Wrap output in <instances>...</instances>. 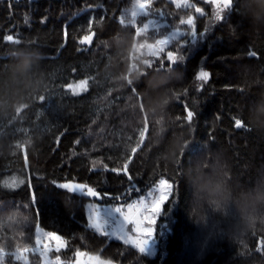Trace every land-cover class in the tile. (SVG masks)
<instances>
[{"label": "trees", "instance_id": "16d2710c", "mask_svg": "<svg viewBox=\"0 0 264 264\" xmlns=\"http://www.w3.org/2000/svg\"><path fill=\"white\" fill-rule=\"evenodd\" d=\"M190 1L194 7L185 9L155 0L148 15L131 24L134 0H0V247L5 252L35 248L39 225L66 241L59 253H50L63 264L75 263L77 251L112 264H264V226L232 239L238 211L232 207L221 215L194 202L184 172L190 161L205 156L207 168L210 149H219L230 181L243 187L254 183L256 169L264 165V133L250 126L247 115L264 92V28L253 27L248 0H234L220 21L209 0ZM188 16L193 24H180ZM154 20L161 25L136 34ZM191 26L196 37L186 45L177 39L158 56H136V44L192 31ZM92 32L94 41L81 44ZM170 50L176 63L167 59ZM21 60L33 65L27 83L16 78ZM201 69L210 73L207 82L196 79ZM172 74L175 79H168ZM80 80L88 81L87 90L72 95L67 85ZM33 82L44 88L32 91ZM181 141L179 160L169 166L165 161ZM125 163L135 187L122 201L147 193L162 177L173 184L151 257L89 228L91 199L53 183L74 179L103 192L112 187L106 179L97 182L92 171L105 165L124 171ZM13 177L24 183L7 187ZM120 200L103 196L101 202ZM26 255L27 264H42L38 252ZM5 261L23 264L10 255Z\"/></svg>", "mask_w": 264, "mask_h": 264}, {"label": "snow or ice", "instance_id": "6c2138e0", "mask_svg": "<svg viewBox=\"0 0 264 264\" xmlns=\"http://www.w3.org/2000/svg\"><path fill=\"white\" fill-rule=\"evenodd\" d=\"M177 8L183 6L185 9L193 8L194 5L189 3V0H173ZM210 3L217 6V11L215 13V19L217 21L223 20L225 17L221 14L225 12L226 9H229L233 6L234 0H210ZM150 4V0H134V7L130 11L131 24H135L136 17L139 15L147 16L148 13L146 9ZM196 12H199L201 15H204V12L201 8H195ZM27 21V17H26ZM124 18L120 19V23L124 24ZM193 24V19L191 16H188L187 20L181 19L180 24ZM149 28V23H143V28L137 30V35L141 31H147ZM94 35V33H93ZM156 33H153L155 36ZM192 38L196 37L195 28L193 26L192 31L188 33ZM180 37L179 32H174L170 38L156 39L155 43L147 45L148 54L152 56H158L161 52L164 51V47L169 44L170 39H178ZM7 41H13V36L8 35L5 37ZM92 37L91 35H85L80 43L81 44H91ZM15 43H19L17 39ZM143 47V46H142ZM251 56L255 57L256 52L249 53ZM167 59L176 63V57L173 54V51L167 52ZM182 60L183 57L181 56ZM149 63V62H148ZM171 70V69H169ZM210 77V73L201 69L199 75L196 77L197 80L207 82ZM87 80H80L77 84H69L67 87L71 90L72 95H79L81 91L87 90ZM203 86V85H201ZM189 123L193 120V112L188 111L185 118ZM235 126L241 128L242 121L240 119L235 120ZM134 151V150H133ZM128 164L123 165L125 174H127ZM104 170H107V165L104 166ZM112 172H119V169L112 168ZM128 179L131 180L132 177L128 176ZM24 181L16 177L12 178V181L7 184V187L14 188L18 184H22ZM57 188L67 190L68 193L77 194L80 197H94L97 199L103 198V196H109L108 193H104L103 196L99 193L94 187L90 186L87 183H79L74 179L72 181L57 183L53 181ZM135 187V186H133ZM133 187L128 188V193L130 194L133 191ZM137 192L140 191L139 188H135ZM173 195V184L170 183L167 179H160L158 184L155 185L146 195L139 196L137 199L127 203L119 204L116 206L108 207L104 209L103 217H101L98 205L94 202H89L87 204L88 209V227L95 230L102 236L114 238L117 241H123L125 245H131L134 249H138V252L143 254L146 257H151L156 255V244L157 241L152 237L153 229L144 227L145 223L155 224L156 218L162 212V205ZM116 200H120L121 197H115ZM37 200L36 193L33 192L31 195V203L35 205ZM37 215H39L37 210ZM127 225H132L131 232L136 233V236L130 234L127 229ZM163 227V226H162ZM161 236L164 235V232L161 231ZM147 237V238H144ZM48 241H55L56 247L55 251L60 252L61 248L65 246L66 241L58 234L53 231H45L39 225L35 229V245L38 247L30 248L24 247L23 249L16 247L15 250L10 252H5L3 247H0V264H4L5 257L10 255L14 261L23 262L27 264V253L31 252L35 254L39 253V257L42 258V264H63L61 257L56 255L54 258H49V244ZM86 254L83 252H76V257L78 258L75 261V264H105L104 261L100 259L99 256H88L87 259H80Z\"/></svg>", "mask_w": 264, "mask_h": 264}, {"label": "clouds", "instance_id": "9594fccd", "mask_svg": "<svg viewBox=\"0 0 264 264\" xmlns=\"http://www.w3.org/2000/svg\"><path fill=\"white\" fill-rule=\"evenodd\" d=\"M247 11L253 27L264 28V0H248ZM32 70L30 60H21L16 78L27 83ZM168 79H175V75H170ZM30 88L32 91H40L44 85L33 82ZM247 118L254 130L264 133V92L249 106ZM184 146L185 142L181 141L165 163L174 166ZM210 151L213 158L207 168L204 166L205 156L190 161L184 169L192 200L201 207L210 206L221 215H226L230 208L235 207L239 213V221L233 229L232 239L257 232L258 226H264V165L256 169L255 180L250 187L237 186L227 177L224 152L219 149Z\"/></svg>", "mask_w": 264, "mask_h": 264}, {"label": "rangeland", "instance_id": "374dc122", "mask_svg": "<svg viewBox=\"0 0 264 264\" xmlns=\"http://www.w3.org/2000/svg\"><path fill=\"white\" fill-rule=\"evenodd\" d=\"M153 1H155V0H150V3L151 2H153ZM168 1H170L172 4H174V5H176L174 2H173V0H168ZM189 3H191V1L189 0ZM135 5H133V7H134ZM132 7V8H133ZM182 7V6H181ZM131 11V10H130ZM130 11H129V14H130ZM149 23V28L148 29H150V28H155V27H159L160 25H161V23H159V22H157V20H154V21H149L148 22ZM191 28H193L192 26H191ZM142 29V28H141ZM142 32V31H141ZM174 32H179V34H180V37L178 38V39H182V41H183V45H186V43H187V40L190 38V35H188V33H190L191 32V30L190 31H179V30H177V31H173L171 34H169L167 37H165V38H170L171 36H172V34L174 33ZM174 40H177V39H170V41H169V44L167 45V46H165L164 47V51L165 50H167V48L171 45V43H172V41H174ZM155 43V42H154ZM152 44V43H151ZM147 45H149V44H146V43H138V44H136L135 46H134V51H136V56H137V54H142V55H145V54H147V55H149L148 54V49H147ZM143 46V47H142ZM148 63V62H147ZM75 84H77V83H75ZM87 87H88V85H87ZM83 91H81L80 93H82ZM93 173H96L97 174V182H102L104 179H106L107 181H108V183H109V185L112 187V188H110V189H108V190H105V191H103V192H99V193H101L102 194V196H103V194L104 193H108L109 194V196H104V197H107V198H115V197H117V196H120L121 197V199H123L122 197H124L125 195H126V192H127V189L128 188H130V187H133V186H135L134 184H132V182H131V180H129L128 179V173L127 174H125V171H119V172H112L111 171V169H107L106 171L105 170H97V169H95V170H93L92 171ZM23 175V180L26 182V183H28L29 182V179H28V174L27 173H23L22 174ZM161 179H167L166 177H162ZM168 180V179H167ZM170 183H172L170 180H168ZM158 184V183H157ZM156 184V185H157ZM153 188V187H152ZM151 188V189H152ZM150 189V190H151ZM150 190H148V191H150ZM147 191V192H148ZM142 195H146V193L145 194H140L139 196H142ZM138 196V197H139ZM138 197H135V198H133V199H131V200H127V201H122V200H120L121 202H116V203H113V204H111V203H108V204H105V203H103V202H101V199H97V198H94V197H92V198H90V197H88V198H90L91 200L90 201H88L87 202V204L89 203V202H94L95 204H97L98 205V208H99V211H100V214H101V217H103V214H104V209L105 208H108V207H112V206H116V205H119V204H127V203H129V202H131V201H133V200H135V199H137ZM171 197V196H170ZM170 197H169V199H170ZM168 199V200H169ZM167 200V201H168ZM166 201V202H167ZM165 202V203H166ZM164 203V204H165ZM164 204L162 205V212H163V208H164ZM86 209H87V205H86ZM162 212H161V214H162ZM87 214H88V209H87ZM160 214V215H161ZM160 215L156 218V223L153 225V224H149V223H145V225H144V227H146V228H151V229H153V232H152V237H154L155 238V232H156V226L158 225V224H161V223H158V221H160ZM127 227V229L129 230V232H130V234L131 235H133V236H136L137 234L136 233H134V232H131V228H132V225H127L126 226ZM144 238H147V237H144ZM111 239H114V238H111ZM48 244H49V248H50V251H49V253H48V255H49V258L51 259V257H50V253L51 252H53V251H55V247H56V242L55 241H48ZM66 245V244H65ZM157 246V245H156ZM36 247H38L37 245H36ZM65 247V246H64ZM64 247H62V248H64ZM61 248V249H62ZM56 252V251H55ZM88 256H95V255H88V254H86L84 257H82V258H80V259H87V257ZM5 259H6V257H5ZM103 261V260H102ZM105 262V264H112V263H110V262H107V261H104ZM4 264H7L6 263V261H4ZM73 264H75V263H73Z\"/></svg>", "mask_w": 264, "mask_h": 264}, {"label": "bare ground", "instance_id": "6f19581e", "mask_svg": "<svg viewBox=\"0 0 264 264\" xmlns=\"http://www.w3.org/2000/svg\"><path fill=\"white\" fill-rule=\"evenodd\" d=\"M195 32H196V30H195ZM93 33H94V32H92L91 34H93ZM91 34H90V35H91ZM94 38H95V33H94ZM93 41H94V39H93ZM93 41H92V42H93ZM92 42H91V43H92ZM86 45H90V44H86Z\"/></svg>", "mask_w": 264, "mask_h": 264}, {"label": "water", "instance_id": "95a60500", "mask_svg": "<svg viewBox=\"0 0 264 264\" xmlns=\"http://www.w3.org/2000/svg\"><path fill=\"white\" fill-rule=\"evenodd\" d=\"M210 1V0H209ZM91 37H92V41H93V39H94V35L93 34H91ZM86 44H88V43H86Z\"/></svg>", "mask_w": 264, "mask_h": 264}]
</instances>
